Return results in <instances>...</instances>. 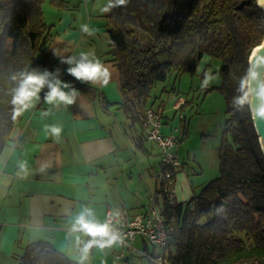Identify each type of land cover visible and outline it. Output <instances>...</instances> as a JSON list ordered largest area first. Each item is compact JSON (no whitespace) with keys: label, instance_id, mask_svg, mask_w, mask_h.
Returning a JSON list of instances; mask_svg holds the SVG:
<instances>
[{"label":"trees","instance_id":"1","mask_svg":"<svg viewBox=\"0 0 264 264\" xmlns=\"http://www.w3.org/2000/svg\"><path fill=\"white\" fill-rule=\"evenodd\" d=\"M44 1L0 0V162L32 98L17 102L18 90L28 75H43L58 64ZM52 2L66 8L63 0ZM109 10L108 55L119 71L124 105L137 109L139 121L148 105L154 109L158 83L173 73H196L205 56L222 63L216 89L226 100L228 121L220 176L188 202L163 197L159 203L172 248L168 264H264V152L248 89L250 58L264 41V11L257 0H114ZM189 124L181 120L180 143ZM18 260L77 264L48 241L29 243Z\"/></svg>","mask_w":264,"mask_h":264},{"label":"crops","instance_id":"2","mask_svg":"<svg viewBox=\"0 0 264 264\" xmlns=\"http://www.w3.org/2000/svg\"><path fill=\"white\" fill-rule=\"evenodd\" d=\"M90 2L87 0V5ZM92 2L94 9L96 0ZM76 17L77 31L70 27L74 17H65L61 39L53 52L50 49L59 58L58 64L44 72L48 74V83L24 108L1 158L0 264H10L24 254L29 243L39 241L52 243L77 264H146L151 261L140 251L152 256L160 253L156 245L142 238L133 242L139 252H132L117 242L109 244L103 237L72 230L77 217L86 210L91 211L86 217L89 222L103 225L110 204L140 214L153 197L159 203L163 201L156 176L161 168V153L146 139L134 114L137 109L124 105L119 71L108 55L109 38L96 45L97 33L90 27L93 16L87 19L86 13H82ZM101 19V29L107 33L104 18ZM70 43L72 49L58 47ZM82 54L108 68L107 84L76 80L68 73L67 69L75 66ZM70 59L72 65L67 62ZM213 63L214 59L205 56L197 73L204 75ZM57 81L66 94L75 92L72 104L47 101L48 85ZM220 83L215 82L208 89H216ZM65 84L67 87H63ZM166 92L175 96L173 103L157 98L154 103L159 106L154 109L163 112V132L171 134L179 125L175 107L182 100V111L189 101L176 90ZM183 115L187 118L186 113ZM53 127L61 129L58 135L52 133ZM189 131L190 126L186 138ZM179 151L181 144V157ZM180 161L177 197L183 203L196 196V186L188 164L182 158ZM89 243L95 244L87 247ZM121 252L124 256L117 258Z\"/></svg>","mask_w":264,"mask_h":264},{"label":"rangeland","instance_id":"3","mask_svg":"<svg viewBox=\"0 0 264 264\" xmlns=\"http://www.w3.org/2000/svg\"><path fill=\"white\" fill-rule=\"evenodd\" d=\"M90 1V4L87 5V0H63L66 8L57 6L52 0L44 1L45 21L50 27L52 34L50 46L52 52L54 45H57L61 39L60 33H62L61 29L66 16L74 17L73 23L70 25L74 31L79 28L77 15L81 16L82 13H86L87 19L89 16H93L90 27H94L96 30V45H100L106 40L108 35L105 33V29H101L102 25L100 23L103 17L104 24L107 25L108 19L106 16L110 13L109 8L114 0H96L94 9L92 7L93 2L92 0ZM97 16L102 17L98 18ZM99 30L101 32H97ZM140 36L143 41H146V36L142 34ZM71 45L72 43L69 45L63 44V46L58 45V47L68 50V48L72 49ZM54 59L58 61L59 58L54 56ZM211 65L204 75L197 72H184L181 75L173 73L166 82L158 83L153 92L154 99L152 103L155 100L157 101V98L160 100L161 97V101L166 100L168 103H173L175 96H169L168 92H166L171 89L180 92V95L189 101L185 109L183 110L182 108L181 111L183 114L186 113L187 119L190 120L189 137L180 143L182 151H179V153H181L180 158L188 164L187 169L195 182V195H199L206 185L220 176L219 148L228 121L227 104L224 96L217 89L211 92L208 91V88L214 85L215 82H221L220 84H222L223 78L220 69L222 63L220 60L214 59V63ZM161 101L159 102L161 103ZM154 106L158 107L159 104L157 103ZM176 115L180 125V112H177ZM161 197L163 200L164 196L162 195ZM126 253H129V250ZM18 262L19 260L14 258L10 261V264H18ZM150 263L146 262V264Z\"/></svg>","mask_w":264,"mask_h":264},{"label":"built area","instance_id":"4","mask_svg":"<svg viewBox=\"0 0 264 264\" xmlns=\"http://www.w3.org/2000/svg\"><path fill=\"white\" fill-rule=\"evenodd\" d=\"M182 105L183 101L180 100L175 107L176 110L180 111ZM183 119L184 115L180 113V120ZM140 123L146 139L154 143L161 153V168L156 175L159 184V193L169 203H177V173L182 168L178 147L180 145L179 137L182 128L179 125L174 128L173 133L165 134L163 132L164 114L153 108H147L143 112ZM106 224L109 225L112 234L117 236L116 241L113 243L117 242L132 252H139L133 247V242L138 238H142L156 245L160 249V253L157 256H152L141 251L139 253L154 264H168V257L171 254L172 248L169 242L165 219L160 211L159 202L156 197L152 198L145 212L140 214H132L125 207L108 205ZM103 239L108 242L109 238L103 237ZM91 244L93 246L95 243ZM116 256L117 258H122L124 253L121 252ZM242 264L257 263L244 262Z\"/></svg>","mask_w":264,"mask_h":264},{"label":"clouds","instance_id":"5","mask_svg":"<svg viewBox=\"0 0 264 264\" xmlns=\"http://www.w3.org/2000/svg\"><path fill=\"white\" fill-rule=\"evenodd\" d=\"M118 3L124 4L125 0H118ZM257 3L261 7H264V0H257ZM260 51H264V47H258L257 49H255L253 52V56L250 58V60H255V54ZM67 62L70 65L73 64V61L71 59L68 60ZM261 62L264 63V58H262ZM67 71L76 80L85 81V82H94V83L102 82L104 84H107L110 78V73L108 68H106L98 60L95 62L89 60L86 54H82L81 59L75 62V66L69 67ZM47 75H48L47 73L43 75H36V74L28 75L22 87L18 90L17 102L24 104L25 101L29 100L37 92H39L40 88L44 87L45 84L48 83ZM250 75L253 79H255L257 77V72L251 71ZM48 87L50 91L46 99L49 103L59 101L65 104H72L74 102L75 92L66 94L61 89V84L59 81H57L55 85L49 84ZM63 87H67V85L65 84L63 85ZM259 97L264 98V88L260 90ZM247 100H248V96L246 94L242 98H240L237 102L243 105ZM257 116L260 118H264V106L259 107ZM51 131L53 134L58 135L61 129L57 127H53ZM89 215H91L90 210H86L84 213H81L77 217L75 223L73 224L72 230L74 232L83 231L86 235L92 237H97V236L108 237L109 238L108 243L115 242L117 236L112 234L109 225L108 224L100 225V224L91 223L86 218ZM91 246H92L91 243L87 245V247H91ZM103 246L104 245L101 244V247ZM85 250H87V248Z\"/></svg>","mask_w":264,"mask_h":264},{"label":"water","instance_id":"6","mask_svg":"<svg viewBox=\"0 0 264 264\" xmlns=\"http://www.w3.org/2000/svg\"><path fill=\"white\" fill-rule=\"evenodd\" d=\"M260 8L264 11V7L260 6ZM259 47H264V41ZM262 58H264V51H260L256 53L255 60H250L251 71H256L257 77L253 79L250 75L248 89L251 100L250 107H251L253 122L255 125L257 135L260 139L262 150L264 152V118H260L257 116L259 107L264 106V98L259 97L260 90L264 88V63L261 62Z\"/></svg>","mask_w":264,"mask_h":264}]
</instances>
